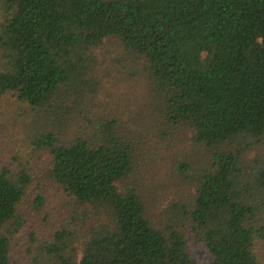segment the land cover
<instances>
[{"label": "trees", "instance_id": "obj_1", "mask_svg": "<svg viewBox=\"0 0 264 264\" xmlns=\"http://www.w3.org/2000/svg\"><path fill=\"white\" fill-rule=\"evenodd\" d=\"M106 43L141 82L143 115L100 104ZM0 95L29 106L20 138L69 208L26 235L31 264H201L188 240L205 264H263L264 0H0ZM144 131L189 141L163 206ZM28 158L0 165V264H15L23 204L44 203L27 197Z\"/></svg>", "mask_w": 264, "mask_h": 264}, {"label": "rangeland", "instance_id": "obj_2", "mask_svg": "<svg viewBox=\"0 0 264 264\" xmlns=\"http://www.w3.org/2000/svg\"><path fill=\"white\" fill-rule=\"evenodd\" d=\"M106 46H100L94 50L97 61L96 77L98 79L96 80L99 81L97 96L100 104H105L112 110L117 109L136 114L141 106L140 100L143 92L141 82L129 75L130 71L117 51L108 47V43ZM137 113L143 115V112ZM29 114V106L26 103L8 97L1 98L0 95V165L10 163L16 165V162L13 163L15 158L18 162H25L29 156L30 162L26 161V163L34 184L29 188L27 197L38 192L44 199L39 211L33 210L32 201L23 204L22 212L25 216L22 217L26 221L25 227L16 234L10 249V255L15 264H31L26 252V249L30 247L26 235L32 231L39 235L49 230L50 226L57 224L58 219L64 218L65 220L69 216V208L65 199L58 197L56 187L44 179L46 165L37 155L40 151L26 146L20 138L21 130H25L23 124L30 122ZM134 128L138 131L141 129L140 126ZM144 132V138L142 136L141 139V146L145 144L144 149L147 153L145 166L142 168L145 173L144 183L156 200L157 206H163L177 193L172 183L177 181L176 173L181 171L177 168L178 162L182 161L180 156L190 154L188 153L189 146H185L189 144V141L181 144L178 143V139L164 134H157L154 139H150L153 134ZM178 144L181 145L178 146ZM38 183H40L39 189L37 188ZM158 211L155 210L153 213L156 214ZM38 240L43 241L44 238H38L36 242ZM188 248L191 255L201 264H205L210 259L209 254L191 240H188ZM256 255L264 264V240L257 245Z\"/></svg>", "mask_w": 264, "mask_h": 264}]
</instances>
